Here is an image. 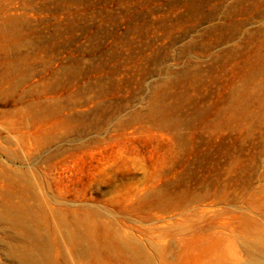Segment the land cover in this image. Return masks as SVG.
Returning <instances> with one entry per match:
<instances>
[{
  "label": "rangeland",
  "instance_id": "obj_1",
  "mask_svg": "<svg viewBox=\"0 0 264 264\" xmlns=\"http://www.w3.org/2000/svg\"><path fill=\"white\" fill-rule=\"evenodd\" d=\"M259 241L264 0H0V264Z\"/></svg>",
  "mask_w": 264,
  "mask_h": 264
},
{
  "label": "bare ground",
  "instance_id": "obj_2",
  "mask_svg": "<svg viewBox=\"0 0 264 264\" xmlns=\"http://www.w3.org/2000/svg\"><path fill=\"white\" fill-rule=\"evenodd\" d=\"M253 255L243 264H264V242H258L251 246Z\"/></svg>",
  "mask_w": 264,
  "mask_h": 264
}]
</instances>
